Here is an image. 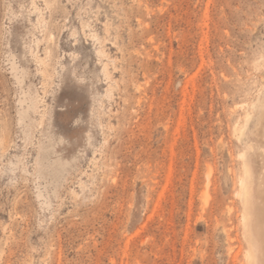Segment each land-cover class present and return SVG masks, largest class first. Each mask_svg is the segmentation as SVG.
Instances as JSON below:
<instances>
[{"label":"rangeland","instance_id":"374dc122","mask_svg":"<svg viewBox=\"0 0 264 264\" xmlns=\"http://www.w3.org/2000/svg\"><path fill=\"white\" fill-rule=\"evenodd\" d=\"M263 90L264 0H0V264H247Z\"/></svg>","mask_w":264,"mask_h":264},{"label":"bare ground","instance_id":"6f19581e","mask_svg":"<svg viewBox=\"0 0 264 264\" xmlns=\"http://www.w3.org/2000/svg\"><path fill=\"white\" fill-rule=\"evenodd\" d=\"M257 109L260 111V122L253 135V146L250 156L256 157L253 160L255 165H263L264 168V90L261 100L257 101ZM256 168L258 167L256 166ZM261 173L263 177L261 176L258 180H255L257 181L256 184L250 188L247 182L249 175L246 173V177L241 181L240 194H238L239 198L241 197L240 202L244 208V226L247 236L252 241L253 252L249 254L247 264H264V201L260 200L264 192V169Z\"/></svg>","mask_w":264,"mask_h":264}]
</instances>
